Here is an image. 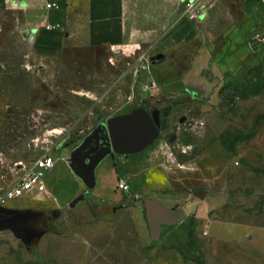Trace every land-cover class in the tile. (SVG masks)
I'll use <instances>...</instances> for the list:
<instances>
[{"label":"rangeland","instance_id":"rangeland-1","mask_svg":"<svg viewBox=\"0 0 264 264\" xmlns=\"http://www.w3.org/2000/svg\"><path fill=\"white\" fill-rule=\"evenodd\" d=\"M37 1L0 0V193L19 162L82 147L78 155L93 160L108 154L101 168L114 166L119 181L154 170L158 187L140 201L160 195L184 216L152 239L145 212L142 228L122 204L105 220L89 205L15 199L5 213L43 214L29 243L0 219V264H264V52L220 81L212 70L242 0H129L115 45L87 42L77 11L55 55L33 37L48 9ZM154 109L158 134L129 166L134 156L114 152L108 123ZM57 176L46 172L48 186Z\"/></svg>","mask_w":264,"mask_h":264},{"label":"crops","instance_id":"crops-1","mask_svg":"<svg viewBox=\"0 0 264 264\" xmlns=\"http://www.w3.org/2000/svg\"><path fill=\"white\" fill-rule=\"evenodd\" d=\"M25 1L28 5L38 3L37 0ZM48 1L56 3L57 7L45 9L44 25L41 24L44 27L40 33L33 36L39 44L40 51L46 52L48 55H55L61 50L65 38L69 36L68 27L76 21V17L71 14L77 11L79 12L75 14H80V20L85 15L88 22L85 36L87 42L115 45L124 40L129 0ZM79 4L81 7L76 9V5ZM242 11V19L229 35L228 50L213 58L212 70L216 82L224 76L238 72L252 52H264V0H242ZM81 148H64L58 152L56 165L49 171L50 175L53 173L54 176L57 174L58 176L55 177L52 186H48L46 181V192L30 191L16 200L23 202V200L33 197H42L45 200L53 201L56 207L63 209L77 205L75 208L77 210L84 208L83 205H89L92 206L94 214L97 213L99 218L105 220L114 218L118 213V205L122 204L129 214L135 216L143 228L145 225L142 217L144 212L146 216V211L140 199L141 196L158 187L157 181L153 178L154 170H133L132 174H127L126 178L121 179L126 182L127 189H119V176L116 168L114 166L101 168V164L108 163L109 155L103 154L93 160L91 156H79ZM140 152L139 150L130 153L134 158L127 159L129 166L136 161V156ZM86 167L90 168L89 175L85 172ZM61 175L64 178H61ZM125 196L128 197L127 202H125ZM150 198L157 200L162 205L173 207L166 203L160 195H153ZM6 210L14 211V213L6 214L5 218L10 221L11 225H6L1 230L11 231L15 238L23 243L32 242L36 238L35 233H38L37 222L40 221L43 213L35 210L30 212L28 211L30 208L18 206L9 207ZM47 214L49 213L47 212Z\"/></svg>","mask_w":264,"mask_h":264},{"label":"water","instance_id":"water-1","mask_svg":"<svg viewBox=\"0 0 264 264\" xmlns=\"http://www.w3.org/2000/svg\"><path fill=\"white\" fill-rule=\"evenodd\" d=\"M152 113V117L146 112L136 113L133 117L120 118L108 123L115 152L134 153L154 140L160 126V111L154 109ZM198 195L203 198L205 193L198 192ZM143 204L152 239L160 237L162 225H173L183 219V210L162 205L153 198H144ZM6 214L4 206H0V219L6 217Z\"/></svg>","mask_w":264,"mask_h":264},{"label":"built area","instance_id":"built-area-1","mask_svg":"<svg viewBox=\"0 0 264 264\" xmlns=\"http://www.w3.org/2000/svg\"><path fill=\"white\" fill-rule=\"evenodd\" d=\"M45 7L50 9L57 4L48 0H42ZM193 3L189 1L188 5ZM56 165V159L50 152H44L31 161L17 164V176L14 182L0 193V206H7L13 200L22 197L30 191L44 193L47 191L46 172L51 171ZM118 187L126 190L127 184L120 180Z\"/></svg>","mask_w":264,"mask_h":264}]
</instances>
